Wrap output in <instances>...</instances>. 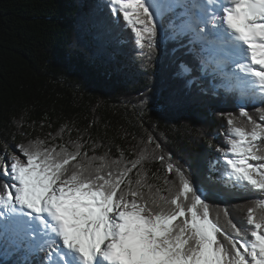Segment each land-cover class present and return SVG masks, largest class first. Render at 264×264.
<instances>
[{
    "label": "snow or ice",
    "instance_id": "1",
    "mask_svg": "<svg viewBox=\"0 0 264 264\" xmlns=\"http://www.w3.org/2000/svg\"><path fill=\"white\" fill-rule=\"evenodd\" d=\"M97 7L109 9L107 25L130 29L140 49L153 48L164 21L174 30L179 21L219 55L216 70L239 94L246 121L228 114L219 155L189 165L191 178L169 160L178 184L165 179L168 195L153 192L144 175L133 181L143 154L114 170L105 157L99 166L96 157L82 158L80 145L68 151L36 141L17 146L19 155L0 153V247L23 253V264H264V118L247 110L248 100L264 104V0H107ZM250 192L258 195L243 224L229 218L225 228L211 218L213 196Z\"/></svg>",
    "mask_w": 264,
    "mask_h": 264
},
{
    "label": "trees",
    "instance_id": "2",
    "mask_svg": "<svg viewBox=\"0 0 264 264\" xmlns=\"http://www.w3.org/2000/svg\"><path fill=\"white\" fill-rule=\"evenodd\" d=\"M106 3L0 0V153L19 155L17 146L36 141L57 150L80 145L82 158L96 157L99 166L105 157L114 170L130 168L143 154L133 181L144 175L153 192L159 187L168 195L165 179L178 184L175 171L166 170L169 160L191 178L189 165L219 155L224 137L217 134L228 114L246 121L239 117L240 97L206 67L209 53L179 21L175 30L164 21L153 48L140 49L130 29L105 23L109 9L97 6ZM247 110L264 118L259 97L247 101ZM257 195L213 196L210 216L225 228L229 218L241 225ZM24 260L23 253L0 247V264Z\"/></svg>",
    "mask_w": 264,
    "mask_h": 264
},
{
    "label": "rangeland",
    "instance_id": "3",
    "mask_svg": "<svg viewBox=\"0 0 264 264\" xmlns=\"http://www.w3.org/2000/svg\"><path fill=\"white\" fill-rule=\"evenodd\" d=\"M215 64H217V63L215 62ZM205 65L207 66V62H205Z\"/></svg>",
    "mask_w": 264,
    "mask_h": 264
},
{
    "label": "bare ground",
    "instance_id": "4",
    "mask_svg": "<svg viewBox=\"0 0 264 264\" xmlns=\"http://www.w3.org/2000/svg\"><path fill=\"white\" fill-rule=\"evenodd\" d=\"M159 188V187H158Z\"/></svg>",
    "mask_w": 264,
    "mask_h": 264
}]
</instances>
